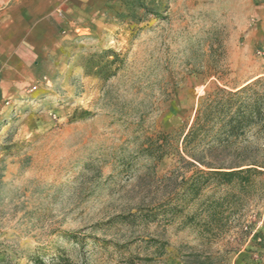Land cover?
I'll return each mask as SVG.
<instances>
[{"label": "rangeland", "instance_id": "rangeland-1", "mask_svg": "<svg viewBox=\"0 0 264 264\" xmlns=\"http://www.w3.org/2000/svg\"><path fill=\"white\" fill-rule=\"evenodd\" d=\"M59 33L0 105V264H264V131L222 126L264 94V0H108Z\"/></svg>", "mask_w": 264, "mask_h": 264}, {"label": "crops", "instance_id": "crops-1", "mask_svg": "<svg viewBox=\"0 0 264 264\" xmlns=\"http://www.w3.org/2000/svg\"><path fill=\"white\" fill-rule=\"evenodd\" d=\"M0 0V105L30 76H41L42 61L60 50L62 28L81 25L108 0ZM255 4H259L255 1ZM260 5V4H259Z\"/></svg>", "mask_w": 264, "mask_h": 264}, {"label": "trees", "instance_id": "trees-1", "mask_svg": "<svg viewBox=\"0 0 264 264\" xmlns=\"http://www.w3.org/2000/svg\"><path fill=\"white\" fill-rule=\"evenodd\" d=\"M246 91V88H240L236 92L227 93V100L222 101V99L216 98L212 101V106L210 108V113L219 112L220 110L229 111L231 107L236 103L237 100L240 99V95ZM219 93H224L223 90H218ZM231 98H236L235 102L230 100ZM250 100L251 102H246ZM234 111L231 114H228L226 120L223 123V127L226 129L223 132L227 136H237L243 132L244 128L248 127L252 124H259L260 129L264 131V94H259L254 92L250 98H245V100H239L238 104H236ZM200 106L198 110V114L195 117L194 124L191 126L190 131L183 136L184 147L186 144L195 137L196 132L200 131L202 125L198 124L200 122ZM210 114V115H211ZM207 118V117H205ZM199 121V122H198ZM162 137H166L167 134H161ZM228 139V138H225ZM225 139H221L220 142L225 141ZM199 159V160H198ZM199 163L207 166L210 171H208V175L220 180L221 182L229 183L233 179H237L241 185L248 183L250 179L251 172H255L252 170L253 168H244V169H228L222 170L221 167H214L213 164H208L202 161L201 158H197ZM191 187V186H190ZM186 188V190H188ZM163 212H172L173 208L170 205L164 206ZM150 214V213H149ZM156 214H153L155 216ZM256 239L259 241L258 245L262 247V242L264 241V236L260 233H256Z\"/></svg>", "mask_w": 264, "mask_h": 264}, {"label": "built area", "instance_id": "built-area-1", "mask_svg": "<svg viewBox=\"0 0 264 264\" xmlns=\"http://www.w3.org/2000/svg\"><path fill=\"white\" fill-rule=\"evenodd\" d=\"M33 89H35V88H33Z\"/></svg>", "mask_w": 264, "mask_h": 264}]
</instances>
